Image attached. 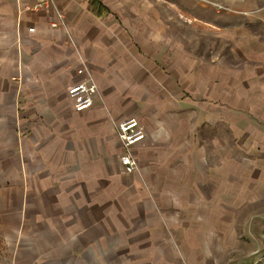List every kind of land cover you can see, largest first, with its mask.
Listing matches in <instances>:
<instances>
[{
	"label": "crops",
	"instance_id": "1",
	"mask_svg": "<svg viewBox=\"0 0 264 264\" xmlns=\"http://www.w3.org/2000/svg\"><path fill=\"white\" fill-rule=\"evenodd\" d=\"M100 1L107 7L103 16L84 0H55L54 6L29 11L25 8L38 0H0L3 235L21 243L31 232L32 246L42 247L33 253L32 264H229L232 244L243 240L225 232L237 206L238 174L207 160L203 128L186 125L185 109L169 111L162 105L159 110L149 107L150 97L143 100L160 79L151 75L156 67L166 71L159 82L165 99L171 94L164 85L173 61L160 42L164 29L149 60L145 51L133 50V36L119 11L129 6ZM233 1L250 3V9L239 10L246 23L223 26L219 34L242 31L248 37L243 42L253 47L238 39L237 57L264 62V0H228ZM58 11L65 14L66 26L53 25ZM79 55L105 101L97 99L82 112L75 111L68 95V87L85 78L77 71ZM211 76L209 113L215 119L219 112L231 113V93L220 94L215 73ZM256 76L264 82V64ZM257 91L255 104L249 90L231 104H241L264 123V89ZM195 112L198 124L206 113ZM136 117L147 132L132 150L139 170L122 173L123 146L115 123Z\"/></svg>",
	"mask_w": 264,
	"mask_h": 264
},
{
	"label": "rangeland",
	"instance_id": "2",
	"mask_svg": "<svg viewBox=\"0 0 264 264\" xmlns=\"http://www.w3.org/2000/svg\"><path fill=\"white\" fill-rule=\"evenodd\" d=\"M111 1L116 5L129 6L119 11L133 36V50L138 47L145 51L149 60V54L159 43L157 33L164 29L161 37L163 41L160 42H165L166 53L173 60L169 65V77L164 85L168 84L166 88L171 94L165 99L164 89L160 83L166 71L156 67L151 75L160 79L148 90L149 94L143 97V100L147 102L150 97L149 107L159 110L162 105H168L169 111L179 112L185 109L188 114L186 125L203 128L200 130L207 160L214 159V163L211 162L215 167L220 169L222 167V171L238 174L239 193L235 203L237 206L233 212L234 218L226 220L225 232L228 236H243V240L232 244L235 248L228 253L227 262L264 264V123L252 119L247 109L241 110V104L239 108L231 104V101L236 100L235 96H240L242 90H249V94H253L251 97H254L258 89H264V82L256 80L258 69L264 62L253 57L246 59L237 57V49L234 47L238 39L241 45H245L248 38L242 31L236 34L232 29L228 31V35L219 34V29L223 26L232 28L246 23L244 15L240 14L239 10L250 9V3L241 1L234 4V1L228 0ZM258 5L260 3L255 7ZM38 7H44L40 0L36 5H28L25 9L29 11ZM251 30L257 33L262 31L260 28V31L258 28ZM242 38H246V41L243 42ZM177 46L181 49L178 50ZM246 46L253 47L249 44ZM212 63L214 67H210ZM173 66L179 68L182 66V69L176 71ZM211 73H215L216 82L220 83L216 84V90L220 94L226 91L231 93L228 95L231 113L219 112L215 119L209 113L210 108L214 107L213 100H210L208 95L210 91L208 79H211ZM254 98L250 99L251 105L258 101L257 96ZM99 99L102 104L105 102L102 95ZM167 99H170V102H167ZM220 102L222 101L219 100ZM178 103L180 106L184 103V107H178ZM198 108H201L206 116L197 124L198 113L195 111ZM118 124L115 123L116 128ZM214 152L216 156L213 155ZM229 223L233 226L230 227ZM3 231L4 228L0 227V264H32L33 253L42 247L37 245L36 249L32 246L31 232H25V241L16 243L8 242L11 235L5 236ZM26 252H29L30 256ZM214 264H221V261L217 260Z\"/></svg>",
	"mask_w": 264,
	"mask_h": 264
},
{
	"label": "built area",
	"instance_id": "3",
	"mask_svg": "<svg viewBox=\"0 0 264 264\" xmlns=\"http://www.w3.org/2000/svg\"><path fill=\"white\" fill-rule=\"evenodd\" d=\"M40 4L44 7H51L55 5V0H40ZM58 20L53 25L66 26L65 14L60 11H58ZM78 58L80 66L77 71L85 75V78L68 87V95L75 111L82 112L94 107L95 101L100 98V89L87 60L80 55ZM117 131L123 146V152L120 155L122 172L136 173L139 170V163L135 159L132 150L137 144L146 139L147 132L137 117L122 121V123L117 125Z\"/></svg>",
	"mask_w": 264,
	"mask_h": 264
},
{
	"label": "trees",
	"instance_id": "4",
	"mask_svg": "<svg viewBox=\"0 0 264 264\" xmlns=\"http://www.w3.org/2000/svg\"><path fill=\"white\" fill-rule=\"evenodd\" d=\"M89 3L90 8L93 12H95L98 16H103V14L107 13V7L102 4L100 0H84Z\"/></svg>",
	"mask_w": 264,
	"mask_h": 264
}]
</instances>
